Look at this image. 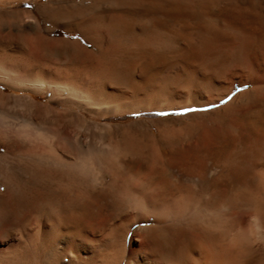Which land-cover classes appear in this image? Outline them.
I'll list each match as a JSON object with an SVG mask.
<instances>
[{"label": "bare ground", "instance_id": "1", "mask_svg": "<svg viewBox=\"0 0 264 264\" xmlns=\"http://www.w3.org/2000/svg\"><path fill=\"white\" fill-rule=\"evenodd\" d=\"M93 3L56 20L93 48L70 43L75 64L42 75L0 62V77L98 119L206 111L128 127L68 111L62 128L14 127L0 206L21 209L0 226V264H264V0Z\"/></svg>", "mask_w": 264, "mask_h": 264}, {"label": "rangeland", "instance_id": "2", "mask_svg": "<svg viewBox=\"0 0 264 264\" xmlns=\"http://www.w3.org/2000/svg\"><path fill=\"white\" fill-rule=\"evenodd\" d=\"M98 1L100 2V0H53V2L59 4L56 13L48 10L44 17L38 10L49 5L50 0H0V62L2 64H6V62L7 64H16L20 68L22 67V70L27 65L37 73L39 71L40 74L48 70L49 67V69H59L60 67H66L70 63L75 64L78 55L75 50L76 48L71 46L70 43H80L81 47H86L90 50L93 48L87 46L86 42L81 40V36L78 33L63 30L61 23L56 21L57 17H67L70 20L69 24L72 25L78 22L81 17H85L91 13L93 2L98 3ZM171 32H174V28ZM109 35L111 37L108 36V38L110 37L112 40L114 38L117 39L111 34ZM108 38L106 39V44L110 42ZM55 43L56 45L54 46ZM21 87L19 88V85L17 84L16 86L15 83L10 84L5 78L0 77V162L2 160L11 161L12 157L5 148V144L15 139L14 127L15 129H19V126L24 122H33L34 124L54 129L62 128L66 122L63 115L71 111L75 115L78 114L85 119L86 124L128 127L140 122L148 125L164 124L198 112L152 111L98 119L69 106L55 104L54 101L58 96L53 95L49 91L35 94ZM161 113H166V115H161ZM73 124L76 126L78 122H73ZM177 133H180L181 137L183 136V132L179 131ZM165 135L167 134H162V139H166L164 138L166 137ZM118 140H121V137ZM8 162L4 163L7 167L10 166ZM19 204L10 200L6 204V209V206H0V226L6 220L7 222L9 221L8 225L9 223L10 225L13 224L16 212L21 209ZM2 214L6 215H4V219ZM7 230L19 232L20 227L9 226ZM2 237L0 235V247L3 241Z\"/></svg>", "mask_w": 264, "mask_h": 264}, {"label": "snow or ice", "instance_id": "3", "mask_svg": "<svg viewBox=\"0 0 264 264\" xmlns=\"http://www.w3.org/2000/svg\"><path fill=\"white\" fill-rule=\"evenodd\" d=\"M235 95V92L230 95L227 99L231 100L233 98V96ZM222 103H224V101H222ZM184 112H192V111H206V109H184ZM161 115H166V113H161Z\"/></svg>", "mask_w": 264, "mask_h": 264}]
</instances>
